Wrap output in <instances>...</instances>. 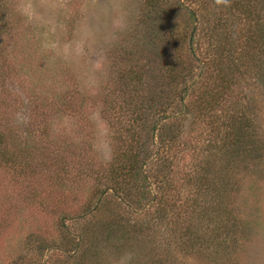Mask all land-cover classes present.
I'll return each mask as SVG.
<instances>
[{
	"label": "trees",
	"instance_id": "1",
	"mask_svg": "<svg viewBox=\"0 0 264 264\" xmlns=\"http://www.w3.org/2000/svg\"><path fill=\"white\" fill-rule=\"evenodd\" d=\"M10 1L0 0V100L13 87L6 85L8 81L17 79L11 73L13 64L7 53L10 41L5 40L7 31L20 26L13 19L17 11ZM185 1L141 0L132 28L133 41L113 56L121 65L116 68L120 74L114 86L116 93L100 100L111 133L110 158L87 172L94 176L95 193L105 199L93 207L77 236L62 233L60 237L61 251L69 253L73 249L75 264H92L101 258V248L106 246L118 255L124 250L129 252L130 264H144L146 253L151 251L147 235L154 221L163 223L167 239H177L175 243L182 244L179 250L189 253L194 239H188L191 233L184 228L180 213L199 216L204 205H200L202 198L205 202L208 198H234L232 187L239 181L236 178L262 161L264 140L258 132L256 108L244 102L237 87L255 67V76H260L259 87L264 91V0H228L219 6L213 5L214 0H204L201 17L212 12L213 7L219 13L226 10L228 16L206 18L209 22L202 53H198L195 39L200 27L196 9L201 2L194 10ZM11 21L13 28L8 27ZM14 92L17 94V88ZM19 99L26 109L22 131L12 129V119L0 104V174L11 179L9 184L18 182L13 190L14 202L6 198L7 202L0 204V242L11 225L8 222L19 217V202L29 209L36 205L53 213L51 204L58 206L62 202L59 199L64 198L62 194L56 200L45 195L41 198L37 186L30 188L24 180L32 181L40 173L50 182L57 179L56 183L62 178L63 169H51L47 160L62 167L69 163L66 154H78V146L68 136L59 135L58 142L54 141L53 125L37 98ZM61 100L48 98L41 102L58 112L70 111L72 108ZM37 150V155L44 150L48 157L36 156ZM188 151L196 161H189L194 164L181 178L183 192L192 191V195L184 196L176 190L174 176L176 162L183 160ZM91 161L88 159L87 164ZM151 184L158 196L152 194ZM179 195L184 196L185 202L189 200V214L180 206L175 212L172 210ZM155 199L158 202L154 204ZM134 214L140 217L134 218ZM57 223L63 224L61 220ZM233 228L230 223L224 231L232 234ZM23 243L36 256L49 247L44 237L34 231L25 235ZM147 264L168 261L156 253Z\"/></svg>",
	"mask_w": 264,
	"mask_h": 264
},
{
	"label": "rangeland",
	"instance_id": "2",
	"mask_svg": "<svg viewBox=\"0 0 264 264\" xmlns=\"http://www.w3.org/2000/svg\"><path fill=\"white\" fill-rule=\"evenodd\" d=\"M140 2L141 0L10 1L17 11L16 19H13L19 21L20 26L18 30L7 31L5 40L10 41L7 53L13 64L10 66L13 69L11 73L17 79L8 81L6 85L13 87L6 91L7 96L1 97L0 104L4 105V112L12 119V129L16 128L18 132L23 129L22 119L26 114L25 106L19 98H37L40 108L48 114L49 124L53 125L51 132L55 137L54 141L58 142L59 135L68 136L78 146V154L75 151L73 157L66 154L69 163L62 167H57L54 160L46 159L52 164L51 169H63L64 174L56 183L57 179L50 182L40 173L32 181L24 180L30 188L37 186L41 191V198L45 195L48 199L56 200L62 197L60 194L64 198L59 199L62 202L58 206L50 203L53 213L44 212L36 205L29 209L19 202V219L8 222L11 225L0 242V264H75L76 258L71 255L73 249H69V253L61 251L60 237L63 234L77 236L84 219L90 217L93 207L99 206L103 201L104 197L100 198L93 189L94 176L87 175L88 170L95 168L99 162H107L111 153V133L100 100L112 98L116 93L114 86L120 75L116 68L121 65L113 56L121 47L124 48L133 41L132 28ZM185 2L192 9L201 2L196 9L200 27L195 39L199 45L197 51L202 53L206 48L205 27L209 22L206 18L215 20L228 15L227 12L224 13L226 10L221 9L219 13V9L213 7L214 13L205 12L201 17L205 10L204 0ZM215 4L216 0L213 5ZM238 26L237 24V28ZM251 71L237 89L244 102L256 108L255 120L264 140V91L259 87L260 76H255V67ZM16 88L17 94L14 92ZM48 98H60L61 102L72 109L64 112L50 109L41 102ZM54 147L55 143L49 148L52 150ZM37 152L38 150L36 156L48 157L44 150L38 155ZM190 152L185 154L183 160L176 162L174 186L181 193H184L181 178H184L189 166L194 164L191 162L196 161ZM90 158L92 161L87 164ZM8 180H11L8 176L0 174V204L6 203V198L14 202L13 190L18 187V182L16 180L9 184ZM236 180L239 181L232 187L235 191L234 198L227 196L224 201L208 198L206 202L202 198L200 205H204L200 208L199 216L190 217L180 213L183 216L181 223L191 233L188 239L191 242L194 239V247L189 253L179 250L182 244L175 243L177 239H167L169 236L163 223H151L153 226L147 235L151 251L149 255L145 252L144 264H147L148 259L153 260L156 253L164 256L168 264H264V155L259 165L249 166L244 175ZM150 188L152 194L158 196L153 184ZM185 193L192 195V191ZM179 197V202H175L172 210L175 212L180 206L189 214L190 205L186 204L189 200L185 202L183 197ZM168 198L164 196V199ZM153 202L157 203L158 199ZM153 214L152 211L150 215ZM71 216H75L74 220L77 221L70 220ZM133 217L138 218L140 215L134 214ZM60 220L62 225L57 223ZM230 223L234 224L232 234L224 231ZM30 231L43 236L49 245L37 256L23 243L25 235ZM101 252V258H97L92 264H130V253L125 250L118 255L106 246L103 250L101 248Z\"/></svg>",
	"mask_w": 264,
	"mask_h": 264
},
{
	"label": "clouds",
	"instance_id": "3",
	"mask_svg": "<svg viewBox=\"0 0 264 264\" xmlns=\"http://www.w3.org/2000/svg\"><path fill=\"white\" fill-rule=\"evenodd\" d=\"M216 3L217 4H227L228 3V0H216Z\"/></svg>",
	"mask_w": 264,
	"mask_h": 264
}]
</instances>
